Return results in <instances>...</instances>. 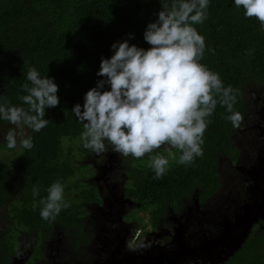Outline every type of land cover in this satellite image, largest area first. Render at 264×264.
<instances>
[{
  "label": "trees",
  "instance_id": "1",
  "mask_svg": "<svg viewBox=\"0 0 264 264\" xmlns=\"http://www.w3.org/2000/svg\"><path fill=\"white\" fill-rule=\"evenodd\" d=\"M172 3L173 0H0V97L4 102L27 107L19 97L26 94L22 86L27 82L28 69L35 66L42 77L55 79L60 98L57 106L46 109L49 123L44 129L33 132L26 127L33 138L32 149L17 144L13 151L0 139V221L2 216L10 221L7 228L0 227V264H10L19 229L31 232L41 242L49 238L56 225L74 238L84 235L83 202L97 201L98 191L90 182L92 176H86L87 171L92 175L94 171L80 163L92 150L82 145L83 125L72 109L77 103L82 105L85 93L103 79L97 72L101 58L113 54L111 45L128 39L138 47H151L144 39L146 25L157 19L160 10L170 9ZM195 27L206 43L200 62L219 73L225 86L231 85L236 97L233 110L242 116L245 87L251 83L264 86V30L255 17H245L233 0H211L207 18ZM227 115L226 107L218 103L204 133L203 156L189 165L169 157L170 168L162 179L155 178L149 167L150 155L167 156V149L160 147L141 158L124 159L130 161L123 183L125 194L140 204L141 211L152 213L156 207L172 206V202L187 198L195 188L205 195L214 193L220 185L219 158L237 161L238 149L232 142L237 126L226 119ZM7 123L0 120V130H7ZM173 153L177 157L180 154L177 149ZM58 179L65 185L69 206L54 220H44L39 207L33 205L47 195L49 185ZM34 186L39 188V196H33ZM69 194L75 199L70 200ZM157 217L153 216V224ZM246 238L239 245L236 264H264L256 254V247L264 246V233L252 231ZM35 255H40L38 248Z\"/></svg>",
  "mask_w": 264,
  "mask_h": 264
},
{
  "label": "clouds",
  "instance_id": "2",
  "mask_svg": "<svg viewBox=\"0 0 264 264\" xmlns=\"http://www.w3.org/2000/svg\"><path fill=\"white\" fill-rule=\"evenodd\" d=\"M233 2L237 9H243L245 17H255L264 30V0ZM210 3L173 0L170 9L163 8L157 19L146 25L144 39L151 45L147 49L130 44L128 39L111 45L113 54L101 58L97 72L103 79L85 93L82 105L77 103L72 109L83 125L84 148L100 155L107 142L114 152L141 158L162 145L170 146L167 156L150 155L149 167L155 178L162 179L170 168L169 157L189 165L203 156L204 133L218 103L226 107V119L239 125L242 116L233 110L236 97L231 85L225 86L219 73L200 62L206 43L195 25L205 21ZM22 87L26 94L19 99L27 107L0 97V120L16 126L5 136L7 148L17 147L16 129H21L19 144L30 150L33 138L23 129L40 132L47 126L46 109L60 103L59 86L53 77H42L32 66ZM171 149L179 150V156ZM33 196H39L38 187H33ZM68 206L65 185L59 179L33 205L39 207L44 220H54Z\"/></svg>",
  "mask_w": 264,
  "mask_h": 264
},
{
  "label": "rangeland",
  "instance_id": "3",
  "mask_svg": "<svg viewBox=\"0 0 264 264\" xmlns=\"http://www.w3.org/2000/svg\"><path fill=\"white\" fill-rule=\"evenodd\" d=\"M245 113L242 120L237 126V132L232 138V142L238 147V159L236 162L228 161L224 157H220L219 173L224 187L221 193L214 199H210L206 205H203L199 211L214 212L204 216V223L217 226V237L225 243H233L236 245L240 238L244 237L247 231L246 226L251 224L248 216L254 212V217L258 221L264 222V86L260 83H251L245 87ZM7 130H0V139L5 140L7 132L16 126L10 123L6 124ZM19 144L21 129H16ZM23 133L28 135L27 128L23 129ZM6 143V140H5ZM169 152L170 146L162 145ZM18 147L13 148V151ZM112 146L106 142L105 151L97 155L93 151L80 159L81 164L88 165L94 171L89 172L86 176L90 178V182L95 184L102 197L101 203L87 204L89 224L96 222L98 217L104 219V224L113 222V225L128 222L130 215L137 216L140 220L139 227L149 225L148 212H143L133 202L124 195L123 181L127 179L126 169L130 165V161H124L131 155L123 156L111 150ZM7 149V148H6ZM173 152V149H171ZM6 152V150H5ZM6 155L9 153L6 152ZM70 200H74V195H67ZM122 197L121 202H114V198ZM190 202H194L192 198ZM236 217L240 219L236 220ZM1 227L7 228L10 221L3 217ZM203 218V217H201ZM132 220V219H131ZM124 221V223H123ZM241 224V230L238 229ZM221 225V226H220ZM95 228V226H90ZM176 227V226H175ZM193 227L194 226H190ZM244 228V231L242 232ZM56 231L52 235L50 241L43 247V252L52 254L57 251L62 254L66 251L67 242L62 236L61 228L55 227ZM101 231V229H100ZM152 230L147 229L137 238L131 254H138L144 257H154L159 254L169 256L167 249L163 244L159 243L157 235ZM242 232V233H241ZM212 235L210 231V236ZM113 244L116 242L113 239ZM36 245L34 237L30 232L18 230L15 237V253L11 259V264H22L24 254H28ZM113 245V246H114ZM239 244H237L238 246ZM236 246V247H237ZM130 255V254H129ZM137 261L133 258L131 263Z\"/></svg>",
  "mask_w": 264,
  "mask_h": 264
},
{
  "label": "flooded vegetation",
  "instance_id": "4",
  "mask_svg": "<svg viewBox=\"0 0 264 264\" xmlns=\"http://www.w3.org/2000/svg\"><path fill=\"white\" fill-rule=\"evenodd\" d=\"M2 154L4 155V152H2ZM224 158L232 162L228 157ZM236 158L238 159V155ZM219 165L220 161H218L217 165L220 185L214 193L205 195L199 193L198 189L195 188L187 198L172 202V206L167 204L165 207H156L152 213L148 212L150 224L145 226V228L139 227L137 223H140V220L137 216L130 215L131 213L128 214L130 216L128 222L124 223L123 221L126 227H123L121 224L113 225V222L104 224V219L102 217H98L95 223L92 222L89 224L86 205L102 202V197L97 188V201H92L90 203L83 202L86 209V215L82 223L84 235L80 238H74L66 235L63 228L56 225L55 227L62 229L60 232L67 242L66 251L57 255V251H53L52 254L43 252V247H46V244L56 231L55 227L50 232L49 238L43 242L38 240L39 238H36V236L30 232L34 237L36 245L28 254L23 253L25 259L22 264H118V262L119 264H236L240 257L239 249L248 239L246 237H248L252 231L259 235L263 234L264 222L258 221V218L254 217V212L247 217L248 221H251V224L246 226L247 231L244 233V237L242 240L240 238L237 243L240 247L239 245L237 246V244L225 243L217 237L220 228H216L217 226L211 223L208 225L204 223V216L206 213L213 214L214 212L199 210L203 208V205H206L210 199L216 198L224 187V182L221 180L219 173ZM91 183L94 184L93 182ZM124 195L140 208L138 202L131 200L125 194V186ZM192 198H195L196 206H194V202H190ZM121 201L122 197L114 198V202ZM154 215H158V217L153 224L152 218ZM131 216L135 218L131 220ZM238 219L240 218L236 217V220ZM88 225L95 226V228H90ZM190 226H194V228ZM241 227L242 225L238 224L239 231ZM147 229L152 230L151 232L157 235L159 243L163 244L167 249L169 256L159 254L154 257H144L138 254H131L137 238ZM210 231L212 233L211 236ZM243 231L244 228L242 232ZM113 239L116 242L115 245L113 244ZM255 243L263 242L255 241ZM36 248L40 250L38 258L35 255ZM256 254L264 262L263 245L256 247ZM133 258H136L137 261L131 263L130 261H132Z\"/></svg>",
  "mask_w": 264,
  "mask_h": 264
},
{
  "label": "water",
  "instance_id": "5",
  "mask_svg": "<svg viewBox=\"0 0 264 264\" xmlns=\"http://www.w3.org/2000/svg\"><path fill=\"white\" fill-rule=\"evenodd\" d=\"M118 264H119V262H118Z\"/></svg>",
  "mask_w": 264,
  "mask_h": 264
},
{
  "label": "built area",
  "instance_id": "6",
  "mask_svg": "<svg viewBox=\"0 0 264 264\" xmlns=\"http://www.w3.org/2000/svg\"><path fill=\"white\" fill-rule=\"evenodd\" d=\"M136 235V234H135Z\"/></svg>",
  "mask_w": 264,
  "mask_h": 264
}]
</instances>
